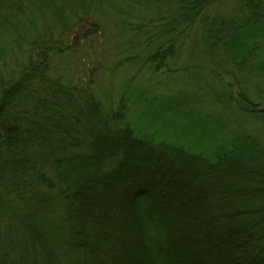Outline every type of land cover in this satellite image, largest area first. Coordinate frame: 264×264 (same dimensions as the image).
<instances>
[{"label":"trees","instance_id":"1","mask_svg":"<svg viewBox=\"0 0 264 264\" xmlns=\"http://www.w3.org/2000/svg\"><path fill=\"white\" fill-rule=\"evenodd\" d=\"M214 1L179 0L178 27L158 38L181 39ZM13 4L21 11L25 1ZM238 6V16L208 23L206 33L212 49L246 57L244 66L264 78V0ZM57 14L63 35L91 18L101 32L89 2L73 18ZM0 23L19 31L10 10ZM59 40L46 30L32 40L36 57L0 72V264H264L261 139L224 136L208 155L187 123L172 122L175 135L160 136L153 122L131 120L130 85L113 106L90 82L55 69L54 55L72 50ZM172 49H157L156 69ZM228 93L238 117L264 123V107Z\"/></svg>","mask_w":264,"mask_h":264},{"label":"rangeland","instance_id":"2","mask_svg":"<svg viewBox=\"0 0 264 264\" xmlns=\"http://www.w3.org/2000/svg\"><path fill=\"white\" fill-rule=\"evenodd\" d=\"M17 1L0 0V21L10 10L19 30L10 33L0 23V72L11 71L19 62L36 57L40 49L32 47V40L50 30L54 39H60L59 47L66 44L64 40L72 44L70 52L54 55L55 69L74 77L77 84L90 82L113 106L119 104L130 85L134 102L131 120L153 122L152 132L175 135L172 122L177 127L187 123L189 131H193L191 137L200 139L194 141L200 143L197 148L208 155L219 148L224 136L232 141L236 133H251L264 143V123L238 117L239 111L231 107L227 95L232 92L238 97L241 92L264 107V78L250 69V64L244 66L241 61L246 57L234 58L224 47L212 49L209 30L206 33L208 23L216 25L238 16V0H215L192 28L187 27L189 23L184 27L181 39L174 32L158 38L162 29L176 24L179 0L146 4L141 0H107L108 4L101 0H24L21 11L12 10ZM84 2L90 3L91 16L101 32H92L91 18L78 30L63 35L58 11L73 18ZM143 25L145 28L140 30ZM162 45L173 49L167 63L156 69L150 58ZM136 93L142 95L141 100ZM172 101L174 104L167 110V103ZM151 105L153 109L147 112ZM218 125L221 130L216 128ZM170 138L176 140L174 136Z\"/></svg>","mask_w":264,"mask_h":264}]
</instances>
